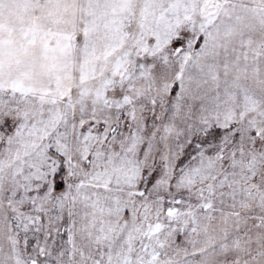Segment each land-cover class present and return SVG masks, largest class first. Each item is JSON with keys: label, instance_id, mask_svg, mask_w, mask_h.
<instances>
[{"label": "snow or ice", "instance_id": "1", "mask_svg": "<svg viewBox=\"0 0 264 264\" xmlns=\"http://www.w3.org/2000/svg\"><path fill=\"white\" fill-rule=\"evenodd\" d=\"M0 264H264V0H0Z\"/></svg>", "mask_w": 264, "mask_h": 264}]
</instances>
